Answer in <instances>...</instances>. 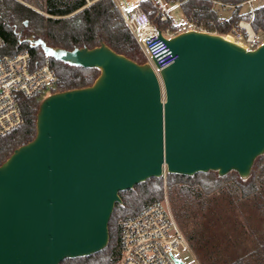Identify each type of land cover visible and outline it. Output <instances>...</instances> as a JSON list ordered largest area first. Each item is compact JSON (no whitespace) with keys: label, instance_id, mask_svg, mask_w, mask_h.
<instances>
[{"label":"water","instance_id":"obj_1","mask_svg":"<svg viewBox=\"0 0 264 264\" xmlns=\"http://www.w3.org/2000/svg\"><path fill=\"white\" fill-rule=\"evenodd\" d=\"M159 37L177 55L160 76L106 43L67 50L21 39L99 75L45 97L35 137L0 165V264L101 252L121 193L152 178L214 171L250 179L264 155V41L247 49L194 29L170 37L159 29Z\"/></svg>","mask_w":264,"mask_h":264},{"label":"trees","instance_id":"obj_2","mask_svg":"<svg viewBox=\"0 0 264 264\" xmlns=\"http://www.w3.org/2000/svg\"><path fill=\"white\" fill-rule=\"evenodd\" d=\"M0 0V36L4 40L1 54L15 55L29 52L35 65L49 64L56 74L53 92L83 88L91 85L99 75L96 69L71 66L47 58L40 47H31L21 41L23 37L35 35L49 45L67 50L75 48H95L106 43L117 53L123 54L138 63L141 49L127 27L114 0ZM180 3L188 18L197 21L214 22L222 35L234 33L241 20H251L256 32H264V5L257 7L252 17L250 12H242L241 4L248 0H164ZM213 1L234 6L232 14L219 23V13L212 10ZM43 11L42 14L32 7ZM138 6L151 18L155 27L166 32L177 31L171 18L162 22L158 6L152 0H141ZM27 23V24H26ZM41 97L22 98L24 123L0 140V165L15 149L30 142L36 135L37 113ZM164 179L152 178L137 185L133 190L121 193L122 203L117 204L109 224V242L101 252L90 257L70 259L62 264H113L121 256L122 225L136 216L147 206L160 201L164 196ZM166 183L171 203L180 228L191 244L201 264H264V236H255L254 248L236 259L218 260L212 253L204 257L208 250L204 234L199 230V218L218 199L225 195L249 199L261 194L264 186V155L256 160L249 180H242L232 172L221 177L217 172L200 173L195 176L167 174ZM226 195V196H227ZM260 204L259 208H264ZM192 222L194 223L193 225ZM192 226V228L190 227ZM201 250V253H200Z\"/></svg>","mask_w":264,"mask_h":264},{"label":"built area","instance_id":"obj_3","mask_svg":"<svg viewBox=\"0 0 264 264\" xmlns=\"http://www.w3.org/2000/svg\"><path fill=\"white\" fill-rule=\"evenodd\" d=\"M127 27L136 39L143 56L158 76L160 71L173 65L177 59L159 37V29L155 27L149 15L136 6L127 10L118 4ZM254 0L241 4L248 5V12L252 17L256 8ZM160 8V19L167 22L171 18V9L167 8L163 0H156ZM181 5V4H180ZM226 8H235L219 1H213L212 10L219 12ZM222 24L226 18L218 16ZM199 30L219 34L214 22L188 20L187 25L180 27L181 31ZM251 20H241L231 36L234 41L247 49L256 48L261 42ZM166 37L170 29L164 32ZM4 47V40L0 36V51ZM56 74L49 64L35 65L29 52L15 55L0 53V140L7 134L19 128L24 123L20 106L22 98L43 97L47 92L53 93ZM191 252L190 245L183 234L176 219L167 191L163 198L146 208L136 216L126 220L122 225L121 256L113 264H175L172 256L180 250ZM178 258V257H177Z\"/></svg>","mask_w":264,"mask_h":264},{"label":"rangeland","instance_id":"obj_4","mask_svg":"<svg viewBox=\"0 0 264 264\" xmlns=\"http://www.w3.org/2000/svg\"><path fill=\"white\" fill-rule=\"evenodd\" d=\"M19 1L23 2L22 0ZM152 1L154 3L156 2V0ZM118 2L127 10L131 11L135 8L138 0H132L130 2H127V0H118ZM163 2L167 8L171 9V19L178 29L177 31L170 30V34H176L181 31L180 27L187 25L188 18L186 17L180 3L169 4L164 0ZM23 3L25 4V2ZM26 5L45 14L34 6L29 4ZM262 5H264V0L253 1L254 8ZM157 8L160 13L159 5ZM248 9V5L242 6V12H248ZM233 10V8H226L221 10L219 14L227 19L232 14ZM259 41H264V32L260 33ZM140 56V59H144L143 54ZM49 94L51 93L47 92L45 96L42 97V100ZM165 191H167L171 202L166 178L164 179L163 192L165 193ZM226 195L225 197H222V199L220 198L213 203L212 207H210L204 217L198 216L199 230L204 234L206 240L204 243L207 242L208 245L207 252L203 253L202 251V255L205 258L212 253L214 257L221 261H224L226 258L236 259L250 252L254 248L255 236H264V208H259L260 204L264 206V186L261 189L260 195L252 196L249 199H241L237 196L231 197ZM193 224L194 223L192 222L191 225ZM191 225L190 227L192 228ZM182 232L185 235L183 230ZM189 245L191 252L180 249L176 253V256L183 260L185 264H201L190 243Z\"/></svg>","mask_w":264,"mask_h":264},{"label":"crops","instance_id":"obj_5","mask_svg":"<svg viewBox=\"0 0 264 264\" xmlns=\"http://www.w3.org/2000/svg\"><path fill=\"white\" fill-rule=\"evenodd\" d=\"M130 1H132V0H127V2H130ZM140 1H141V0H138V3L136 4V6H138V4H139ZM117 2H118V0H117ZM118 4L121 5L119 2H118ZM121 6H123V5H121ZM136 6H135V7H136ZM219 12H220V11H219ZM219 12H218V13H219ZM219 15H220V14H219ZM220 16H221V15H220Z\"/></svg>","mask_w":264,"mask_h":264},{"label":"bare ground","instance_id":"obj_6","mask_svg":"<svg viewBox=\"0 0 264 264\" xmlns=\"http://www.w3.org/2000/svg\"><path fill=\"white\" fill-rule=\"evenodd\" d=\"M228 39L233 40V38L231 36H228Z\"/></svg>","mask_w":264,"mask_h":264}]
</instances>
